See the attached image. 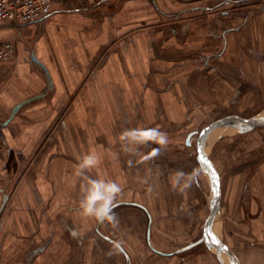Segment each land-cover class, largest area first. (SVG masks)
<instances>
[{"label": "crops", "instance_id": "crops-1", "mask_svg": "<svg viewBox=\"0 0 264 264\" xmlns=\"http://www.w3.org/2000/svg\"><path fill=\"white\" fill-rule=\"evenodd\" d=\"M241 1L250 0H57L37 20L0 23V45L14 46V58L0 61V264H188L189 251V264L228 262L202 240L204 227L175 250L169 228L197 209L187 148L201 131L183 133L195 98L218 88L228 97L236 48L264 61L263 32L250 41L235 27ZM251 58L240 61L244 73ZM222 128L207 136L206 154ZM152 130L164 144L141 136ZM87 156L96 163L81 171ZM258 165L242 217L259 247L236 251L214 233L224 203L212 224L240 264H264V157ZM92 181L120 189L114 220L83 215ZM201 243L217 259L194 249Z\"/></svg>", "mask_w": 264, "mask_h": 264}, {"label": "rangeland", "instance_id": "rangeland-1", "mask_svg": "<svg viewBox=\"0 0 264 264\" xmlns=\"http://www.w3.org/2000/svg\"><path fill=\"white\" fill-rule=\"evenodd\" d=\"M263 7L264 0L241 1L236 2L234 6L235 27H239L240 31L249 32L250 30L251 32L248 36L250 41L257 37L260 30L264 34V19L259 20L260 15L264 11ZM240 15L242 19L238 18ZM244 19L248 20L251 26L248 23L242 25ZM259 23L261 27H259ZM236 33L238 32L236 31ZM240 34L242 33L240 32ZM245 39H247V34ZM247 53H250L252 58L249 65L245 66L248 72L245 71L244 73V66H242L240 61H242L243 55ZM253 55V50L242 47L235 49L234 89L228 92V97L227 92L221 90V88L216 89L213 96L210 93H206V90L203 89V96L195 98L197 102L196 107L194 106L196 111L187 114V127L183 130L184 134L193 130L201 131L212 121L227 114L236 113L244 117L264 114V61L263 59H254ZM218 67L219 70H222V66L219 65ZM221 82L225 81L219 79L216 83L220 85ZM226 129H228V132H222L213 141L207 154L220 170L222 177L221 203H224V210L220 216L222 225L218 224L217 230L221 229L219 232H221L222 238L229 239L230 237L229 241L233 243L234 249L241 252L246 244H250L248 248L250 246L252 248L255 247L253 245H259L258 241H254L253 234L248 232V225L243 224L242 216L244 204L248 202L250 195H252L250 190L254 191L253 184L248 180L249 172H252L251 169H256L260 160L264 157V126L245 132H240L236 128ZM195 135L194 143L187 148V169L192 173L197 189L195 204L197 209H188L187 219H185L187 222L186 226L178 225L177 221H174L176 224L172 223L170 226L171 242L169 248L171 250L182 248L200 238L205 220L210 211V203L214 196L212 182L207 170L202 165H199L197 160L198 134ZM211 195H213L212 198ZM139 197L144 199L145 194H139ZM177 212L178 210H172L171 215H177ZM194 249L207 250L214 254L213 257L217 259V254L214 252L216 250H209L203 243ZM195 253L194 251H189L181 255L187 259L189 264L194 259ZM226 264H230L229 258Z\"/></svg>", "mask_w": 264, "mask_h": 264}, {"label": "water", "instance_id": "water-1", "mask_svg": "<svg viewBox=\"0 0 264 264\" xmlns=\"http://www.w3.org/2000/svg\"><path fill=\"white\" fill-rule=\"evenodd\" d=\"M19 106L20 105L16 106L15 111L18 110ZM222 126H236V128H239L241 131H250L256 127L264 126V117L262 118H257L256 116L244 117L238 114L227 115L211 122L209 125L203 128L199 134L198 155L206 157L207 161L210 162L208 164H205L200 161L201 164H203L208 169L211 175L213 187H214V196H215L212 204L211 212L207 217L204 225L202 240H204L207 243V245H209L211 248L216 250L219 255L226 254L231 264H240V261L236 256V254L232 250H230L221 240L217 239L212 232L213 221L216 219V216L218 215V213H220V209H221V181L216 165L213 164V162L210 160V158L207 156L204 150V143L208 134L212 130ZM214 173L216 176H218V183H214V179H213Z\"/></svg>", "mask_w": 264, "mask_h": 264}, {"label": "clouds", "instance_id": "clouds-1", "mask_svg": "<svg viewBox=\"0 0 264 264\" xmlns=\"http://www.w3.org/2000/svg\"><path fill=\"white\" fill-rule=\"evenodd\" d=\"M125 135H130L125 133ZM141 136L156 140L160 144L165 143L164 135L159 133L158 130H152L151 132H143ZM135 138V137H134ZM123 139V137H121ZM126 151H131V149H126ZM155 154V152H153ZM96 159L93 156H87L82 164L80 165L81 171L90 166L95 165ZM131 163V161H129ZM175 186V185H174ZM186 186V185H185ZM120 189L115 183H104L101 181H92L91 187L86 189L85 199L81 203V208L83 215L92 217L94 216L97 220H114V216L110 215L112 208V200L115 193ZM101 202V203H97ZM75 235V233H73Z\"/></svg>", "mask_w": 264, "mask_h": 264}, {"label": "built area", "instance_id": "built-area-1", "mask_svg": "<svg viewBox=\"0 0 264 264\" xmlns=\"http://www.w3.org/2000/svg\"><path fill=\"white\" fill-rule=\"evenodd\" d=\"M57 0H0V23L6 19L24 21L37 20L46 12L49 4ZM14 58L12 42L5 41L0 45V61H9ZM6 144L0 127V154Z\"/></svg>", "mask_w": 264, "mask_h": 264}, {"label": "bare ground", "instance_id": "bare-ground-1", "mask_svg": "<svg viewBox=\"0 0 264 264\" xmlns=\"http://www.w3.org/2000/svg\"><path fill=\"white\" fill-rule=\"evenodd\" d=\"M222 127L236 128V126H222ZM222 127L215 128V129L212 130L210 133H212L213 131H215V130H217V129H220V128H222ZM236 129H239V128H236ZM210 133H209V134H210ZM209 134H208V135H209ZM215 136H216V135H215ZM214 139H215V137L210 138V140H209V142H208V145L212 144V142L214 141ZM218 214H219V213H218ZM217 216H218V215H217ZM217 216H216V217H217ZM214 233H215V234L218 233L217 227H215V229H214ZM221 256L224 257V258H226V259L228 260V257H227L226 254H221Z\"/></svg>", "mask_w": 264, "mask_h": 264}, {"label": "snow or ice", "instance_id": "snow-or-ice-1", "mask_svg": "<svg viewBox=\"0 0 264 264\" xmlns=\"http://www.w3.org/2000/svg\"><path fill=\"white\" fill-rule=\"evenodd\" d=\"M197 159L205 164L210 163L209 161H207L206 157L201 156V155H198ZM213 179H214V183H218V176H216L215 173H214Z\"/></svg>", "mask_w": 264, "mask_h": 264}, {"label": "flooded vegetation", "instance_id": "flooded-vegetation-1", "mask_svg": "<svg viewBox=\"0 0 264 264\" xmlns=\"http://www.w3.org/2000/svg\"><path fill=\"white\" fill-rule=\"evenodd\" d=\"M200 134V133H199ZM199 134L197 135L198 136V142H197V144L199 143ZM197 149H198V145H197Z\"/></svg>", "mask_w": 264, "mask_h": 264}]
</instances>
